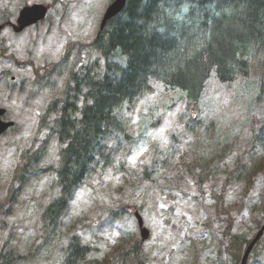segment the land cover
I'll return each mask as SVG.
<instances>
[{"label": "rangeland", "instance_id": "374dc122", "mask_svg": "<svg viewBox=\"0 0 264 264\" xmlns=\"http://www.w3.org/2000/svg\"><path fill=\"white\" fill-rule=\"evenodd\" d=\"M8 1L13 21L28 2L49 5L50 12L40 25L21 34L5 31L7 50L4 55L0 50V72H9L10 79L2 76L0 106L8 108L9 120L16 123L0 138V206L4 205L0 208V250L9 242L6 251L21 257L16 264H64V246L77 235L80 244L89 248L77 264H235L226 262L224 248L230 238L226 230L230 227L233 235L253 238L257 233L253 220L263 221L264 167L255 174L250 168L264 151L261 144L254 152L252 131L254 122L256 131L264 127V99L258 103L254 99L243 113L229 99L242 93L250 103L258 80L264 77V59L255 62L247 91L226 90L211 81L200 106L218 115L222 126L212 127L206 135L185 127L199 112L185 109L184 100L177 98L179 91L172 95L163 88L154 90L129 114L134 143L126 169L93 176L77 192L59 228L43 231L41 213L59 195L54 174L44 169L58 164V151L49 155L44 146L40 172L13 203H7L11 191L19 188L12 175L20 153L38 135L39 115L48 102L61 97L75 53L69 56L67 69L44 68L58 63L74 41L95 37L97 19L108 0H0V10ZM35 82L41 84L35 86ZM44 139L45 134L40 135L38 145ZM210 149L218 152L202 164L201 156ZM158 157L165 162L156 165ZM154 166V171L147 170ZM135 210L142 211L151 235L139 253L125 257V238L140 240ZM249 264H264V238Z\"/></svg>", "mask_w": 264, "mask_h": 264}, {"label": "trees", "instance_id": "16d2710c", "mask_svg": "<svg viewBox=\"0 0 264 264\" xmlns=\"http://www.w3.org/2000/svg\"><path fill=\"white\" fill-rule=\"evenodd\" d=\"M86 50L107 58L105 72L97 74L87 66L74 74L62 94L63 108L59 111L55 101L46 112L60 114L52 131L67 142L60 165L53 169L61 193L45 211L48 225L64 214L69 195L93 173L118 167V139L128 140L118 116L123 106L134 105L155 85L180 90L189 105L199 103L213 74L219 85L241 88L254 62L264 57V0H127ZM258 132L264 134V128ZM111 141L120 149L111 147ZM119 166L124 170L125 163L120 160ZM261 214L264 218V210ZM253 221L261 226V221ZM226 231V252L237 264L249 240L244 234H231L230 227ZM87 252L85 247V256ZM67 255L66 264L84 258L76 238ZM3 258L1 254L0 264L11 263H2Z\"/></svg>", "mask_w": 264, "mask_h": 264}, {"label": "water", "instance_id": "95a60500", "mask_svg": "<svg viewBox=\"0 0 264 264\" xmlns=\"http://www.w3.org/2000/svg\"><path fill=\"white\" fill-rule=\"evenodd\" d=\"M125 1L126 0H116L115 3L109 8L106 14V17H113L116 14H118V12H120L122 8L124 7ZM45 12H46V9L41 6H34L32 8H26L22 12L21 18L19 20V23L21 24V29L43 19ZM0 127H2L0 128V131H1L5 127V125H0ZM261 234H262V231L258 235L257 239L259 238ZM143 235H144V238L147 237L148 233L146 232V230H143Z\"/></svg>", "mask_w": 264, "mask_h": 264}]
</instances>
